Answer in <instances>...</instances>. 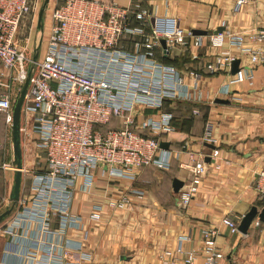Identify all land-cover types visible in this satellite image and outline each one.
I'll use <instances>...</instances> for the list:
<instances>
[{
	"label": "built area",
	"instance_id": "built-area-1",
	"mask_svg": "<svg viewBox=\"0 0 264 264\" xmlns=\"http://www.w3.org/2000/svg\"><path fill=\"white\" fill-rule=\"evenodd\" d=\"M51 12L49 34L44 40L45 51L34 61L29 49L31 33L36 30L40 0H0V115L5 126L11 127L14 106V88H21L31 67V76L21 113L30 115L32 131L39 136V147L44 152V166L31 172L30 193L27 201L20 199L15 223L5 230L9 237L29 222L39 223L42 232L49 234L51 216L59 220L60 235L67 229L81 227V220L71 213L77 193H91L96 186L94 172L102 170L107 179L134 180L143 168H167L169 150L159 148L163 134L172 132L173 116L163 111L165 102L190 100L194 86L185 81V75L171 65L158 60L155 50L163 39L166 49L191 45L198 48L207 40L212 50H221L227 44L230 52L214 56L207 66L210 72L225 71L227 80L218 94L232 95L233 89L246 84L255 85L254 67L264 66V28L248 36L228 30L194 36L182 30L172 18L152 17L149 10L130 3L123 8L114 3L96 0H59ZM247 0H237L238 10ZM30 22L29 33L21 35L24 22ZM41 34H37L40 36ZM137 38L134 49H125L124 41ZM239 60L238 71L230 75L233 61ZM242 60L248 65L242 66ZM198 80V75H193ZM264 84V79H263ZM142 109L154 111L143 119ZM116 120V128L96 130ZM20 131L22 129L20 127ZM147 132L143 136L141 132ZM201 144L214 147L211 158L218 157L210 123L204 126ZM2 146L0 145V149ZM185 166L190 180L178 193L177 202L187 207L196 197L205 175L203 158L194 159ZM4 170L14 167L3 165ZM257 196L264 200V170L255 178ZM106 203L94 205L88 220L99 223L104 208L124 211L142 200L139 191L131 195L104 196ZM230 234H238V224L229 218L220 222ZM255 219L252 225L259 226ZM218 228L208 227L201 232V251L185 250L187 237L179 238L175 249L158 255L160 264H220L224 253L217 246ZM85 240V237L82 241ZM75 247L63 246L59 255L53 246L36 250L26 249L24 259L33 264H91V255L83 242ZM16 245L6 243L5 254L15 255ZM76 252L73 259L68 254ZM200 257V258H199ZM0 264H7L0 262Z\"/></svg>",
	"mask_w": 264,
	"mask_h": 264
},
{
	"label": "crops",
	"instance_id": "crops-1",
	"mask_svg": "<svg viewBox=\"0 0 264 264\" xmlns=\"http://www.w3.org/2000/svg\"><path fill=\"white\" fill-rule=\"evenodd\" d=\"M96 1L123 8L134 1L149 10L152 17L174 19L184 31L200 30L209 34L228 30L248 36L254 30L264 28V0H247L238 10L235 8L237 0ZM58 3L59 0H49L45 11L52 8V12ZM43 22L41 35L31 44L34 48L42 42L38 54L49 34L51 14L44 13ZM133 49L134 44L132 50L127 51ZM227 52L237 55V51L227 44L221 50H212L206 39L198 48L174 46L167 49V53L161 47L156 49V55L161 54L170 62L167 65L182 72L186 83L195 90L190 100L169 103L173 130L162 138L163 142L169 143V166L143 168L134 180H110L102 170L95 171L93 191L77 193L71 205V213L82 225L67 229L63 235L59 234L58 218L51 216L49 234L42 232L39 223L29 222L25 229L16 230L15 236H7L5 230L17 220L19 210L15 208L0 224V262L33 264L23 257L26 249L53 246L59 255L61 247H75L85 237L82 242L85 251L91 255V264H160L158 255L166 249H175L179 238H188L182 244L183 249L201 251L202 230L216 227L217 246L225 255L220 264H264V222L259 221L258 227L251 223L246 235H232L220 223L223 218H229L239 224L252 207L258 211L264 208V200L255 191L256 174L264 170V66L254 67L252 89L241 84L233 89L232 95L218 94L220 86L227 80L226 73L210 72L207 66L214 62L215 55ZM241 65H248V62L242 60ZM193 75H198L199 79L195 80ZM216 99L227 100L228 104H217ZM142 112V120L150 116L155 118L152 110L142 109ZM206 123L212 125L214 145L219 151L216 158H211L212 150L200 143ZM20 127L26 132L24 140L20 139L23 166L20 199L28 201L32 176L27 166L32 165L40 153L44 157V152L38 145V134L32 131L30 115L21 118ZM191 156L195 160L203 158L205 175L194 200L187 207H181L177 202L179 192L172 191V181L177 179L184 186L190 180L191 174L185 166L191 165ZM12 160L2 147L0 207L3 208L9 205L14 171L4 170L2 166L12 167ZM133 191L141 192L143 199L136 201L132 208L111 211L105 207L101 222L88 220L94 205L106 203L104 196L131 195ZM12 240L16 245L15 255L5 254L6 243ZM68 254L77 258L76 252Z\"/></svg>",
	"mask_w": 264,
	"mask_h": 264
},
{
	"label": "water",
	"instance_id": "water-1",
	"mask_svg": "<svg viewBox=\"0 0 264 264\" xmlns=\"http://www.w3.org/2000/svg\"><path fill=\"white\" fill-rule=\"evenodd\" d=\"M49 0H44L42 3V6L39 10L38 17H37V25H36V31L38 34H41V31L43 29V18H44V12L45 8L47 6ZM191 33L194 36H205L207 33L205 31L200 30H192ZM160 46L163 49L164 53H167L166 44L163 39L160 40ZM38 55V48H35L33 50L32 59L35 61L37 59ZM239 60H235L232 62L230 67V75H234L238 71L239 66ZM31 67L27 71V79L24 82V84L21 87V90L19 92V96L16 99L14 106H13V112H12V124H11V136H12V157H13V165H14V173H13V185L11 187V191L9 194V205L6 207V209L0 213V224L7 219L12 212L15 210L16 205L20 198V188H21V181H22V152H21V143H20V118H21V110L24 103V99L27 93L28 85H29V78L31 76ZM217 104H228L227 100L222 99H216L214 101ZM205 147H207L210 150H213L214 147L209 144H205ZM159 148L162 150H168L169 143L167 142H160ZM206 161H209V158L206 159ZM183 183L177 179L172 181V191L173 193L177 194L179 190L182 188ZM258 219L260 222H264V208L261 209V211H258L257 208L252 207L250 211L243 216L240 223L238 224V232L241 235H246L251 223L253 220Z\"/></svg>",
	"mask_w": 264,
	"mask_h": 264
},
{
	"label": "rangeland",
	"instance_id": "rangeland-1",
	"mask_svg": "<svg viewBox=\"0 0 264 264\" xmlns=\"http://www.w3.org/2000/svg\"><path fill=\"white\" fill-rule=\"evenodd\" d=\"M44 0H41L40 1V4L38 6V10H37V15L35 16V19L36 17H38V13H39V10L42 6V3H43ZM52 9V8H51ZM51 9L49 11H45L44 13H47V14H51ZM44 24V22H43ZM30 22L29 21H26L24 22L23 26L21 27V30L19 31L21 35H27L29 33V28H30ZM37 31L33 30L32 33H31V41H30V44H29V49L32 48L31 44L35 42L36 40V37H37ZM44 51H45V45L43 44L41 49H40V52H39V55H38V58L42 57L43 54H44ZM21 88H14V96L16 97L15 100H14V103L16 101V99L18 98L19 96V92H20ZM21 118L22 119H25L26 116L24 114L21 113ZM21 118H20V126H21ZM24 136L26 137V132L25 131H20V139L21 140H24ZM0 138L2 139V142L0 143L2 147H4L7 152H8V156L10 155V157H12V136H11V127H8V126H5V124L3 123L1 117H0ZM21 152H22V148H21ZM44 157L41 156V153L38 155V157L36 158L35 157V161L33 162L32 165H29L27 166V170L29 172V174L31 175V172L33 171H39V169H41L43 166H44V160H43ZM32 162V161H31ZM12 164H13V160H12ZM14 167V165H13ZM13 185V184H12ZM2 193V188L0 187V194ZM6 209L3 208V207H0V213L3 212L4 210Z\"/></svg>",
	"mask_w": 264,
	"mask_h": 264
},
{
	"label": "trees",
	"instance_id": "trees-1",
	"mask_svg": "<svg viewBox=\"0 0 264 264\" xmlns=\"http://www.w3.org/2000/svg\"><path fill=\"white\" fill-rule=\"evenodd\" d=\"M132 3H135V4H137L136 2H134V1H132ZM60 4V1H59V3H58V5ZM139 5V4H138ZM140 7H142V6H140ZM138 41V39L137 38H134V37H129V38H127L123 43H124V46H125V49L127 50H132V45L135 43V42H137ZM155 56H156V58L158 59V60H160L162 63H164V64H168V63H170L169 61H167L165 58H163L162 56H161V54H157L156 55V50H155ZM169 103L170 102H165L164 103V105H163V111H165V112H169L168 111V106H169ZM0 117H1V119H2V121H3V118H2V116L0 115ZM4 123V122H3ZM114 128H116V120H112L111 121V123L109 124V125H107V126H96L95 127V129L96 130H100V131H106V130H108V129H114ZM141 134L143 135V136H148V134H147V132H145V131H143V132H141ZM166 134H163L160 138H163L164 136H165Z\"/></svg>",
	"mask_w": 264,
	"mask_h": 264
}]
</instances>
